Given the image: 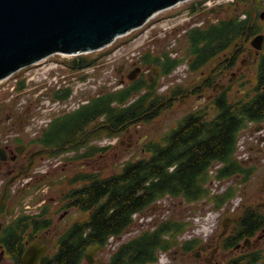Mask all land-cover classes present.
I'll return each mask as SVG.
<instances>
[{
	"label": "flooded vegetation",
	"instance_id": "af4514ba",
	"mask_svg": "<svg viewBox=\"0 0 264 264\" xmlns=\"http://www.w3.org/2000/svg\"><path fill=\"white\" fill-rule=\"evenodd\" d=\"M185 2H189L184 8L188 20L175 26L173 36L182 26L191 25L183 35L179 33L178 39L181 52L188 57L190 77L195 78L187 81L188 76L163 91L153 87L164 75L163 67L154 62L158 56L152 58L146 50L144 56L148 60L135 64L141 69H129L128 72L132 76L139 72L138 77L127 79V83L128 80L146 81L138 95L139 100H146L141 114L129 118L128 110H124L120 113L121 118L114 120V107L124 109L128 104L114 106V93L105 86H100V94L93 96L90 86L95 72L89 74L87 68L73 71L81 72L80 76L68 78L89 83L82 93L87 94L85 98L79 96V107L55 114L46 127L35 129L41 115L34 106L47 99L58 102L74 99L77 94L74 95L71 89L74 82H68L65 87L60 85L62 89L52 92L51 97L43 95L40 100H30L24 115L10 112L7 120L13 122L6 123L8 129L13 130L12 138L0 137V264H62L61 258L67 249L65 236L77 237L81 226L91 222L97 211L96 203H87L85 193L89 185L97 177L103 179L120 174L128 164L144 159L127 160L119 172L112 171L106 176L102 170L109 165L116 145L113 140L112 146L111 138L123 134L128 138L122 143L128 145V150L135 149L133 134H139L141 126L134 127L129 122H139L136 125L151 122L158 119L164 109L171 111L177 103L190 105L192 100L197 103L194 109L203 108L205 118L223 116L231 110L244 118L245 125L240 132L249 125L254 127L249 138L250 150L245 157L236 155L238 161L227 170L230 173L217 179L219 185H227L215 193L229 191L232 194L235 191L223 205L222 212L215 213L201 233L172 230L166 238L175 236L173 245L168 249H156L157 259L147 264L158 261L162 264L160 256L163 254L170 264H264V113L257 112L264 101V0L182 1ZM160 58L163 64L172 61L166 60L164 53ZM150 65L152 69L146 75L144 68ZM94 66L90 65V68ZM159 106L162 111H152ZM178 127L179 124L172 130ZM1 132L2 126L0 135ZM247 136L248 133L244 137ZM98 140L102 146L96 144ZM146 145L148 141L141 147L144 153H148ZM67 153L72 155L66 156ZM48 158L59 159L62 166L54 167L56 162L50 160L48 163ZM97 162L103 163L99 170H96ZM223 164L222 161L212 164L211 173L216 174ZM75 165L80 170L73 172ZM24 195L28 204L22 199ZM203 202L215 209L207 199ZM31 207L36 210H30ZM147 209L133 213L132 223L126 231L138 221L144 223L147 218L152 227L116 245L114 243L120 240L121 234L111 235L105 243L96 241L85 248L74 247L76 254L67 264H112L122 246L145 233L161 229L168 222H178L172 217L161 220L152 215L146 217ZM86 212L89 215L83 221ZM89 231L90 227L85 235ZM148 251L153 252L151 246ZM124 258L128 259V256Z\"/></svg>",
	"mask_w": 264,
	"mask_h": 264
},
{
	"label": "rangeland",
	"instance_id": "374dc122",
	"mask_svg": "<svg viewBox=\"0 0 264 264\" xmlns=\"http://www.w3.org/2000/svg\"><path fill=\"white\" fill-rule=\"evenodd\" d=\"M190 2V1H189ZM185 2L182 4H178L175 7L170 9L161 11L157 13V15L152 18L146 25L142 26L137 30H134L132 33H129L125 36L119 37L114 43L111 45L92 52H86L79 54V56H88L89 58H99L98 62L95 64L94 68H89V74H93L95 72V76H92L90 86L92 95L98 96L100 94V86L102 88L107 87L111 89L113 93L121 91L125 88L128 83L134 80L131 79L128 75L129 69H134V62H139L140 58L142 59L144 54L152 55L153 57L161 56L167 53L169 57L166 58L170 60H174V58H180L181 61L175 65L171 73H165L162 77L157 80V86L153 85V87L160 88L162 91L166 90L168 85H173L174 82H181L185 80L188 76L189 80H194V77H190L191 74L188 69V57L180 50L179 45V33L182 35L185 33L184 31L191 27V25H184L181 27L179 31H177L176 36H173V29L178 24L185 22L188 20V14L184 10L185 4L189 3ZM181 14V15H175ZM182 35L180 37L182 38ZM178 39V40H177ZM151 51H155L154 53ZM102 56L100 57V55ZM77 57V55H64V54H54L52 56L47 57L46 59L24 67L20 69L18 72L13 74L12 76L0 81V126H2V135L5 139L12 138L10 133H13V130H9L8 123L13 122L7 120L11 111H14L13 115H24L26 112V107L29 105L30 100H40L43 95H48L51 97L52 92H56L59 89H62L60 85L63 87L66 86L68 82H74L71 89L75 95L74 99H68L66 101L58 102V101H49L43 100L40 105L34 106L36 111L39 112L40 122L38 126H35V129H38L39 126L46 127L49 123L48 120L52 118L55 114L62 112L63 110H72L77 109L79 104L81 103V99L79 96L85 98V95L82 94L86 88L89 86V83L82 82V80H78L75 78L74 80H68L73 76H80L81 72H73L71 68L73 67V59ZM151 60V59H150ZM156 61V60H155ZM158 64V63H157ZM160 63L159 65H162ZM138 65V64H137ZM124 68L122 72L119 71L120 68ZM152 67V65H150ZM149 67L151 71L152 68ZM147 68V67H146ZM81 70H75L79 71ZM149 71V73H150ZM146 73V72H145ZM125 74V75H124ZM148 74V73H146ZM138 75L136 76V78ZM135 78V79H136ZM127 79L128 83H127ZM75 80L77 82H75ZM23 82V87L22 83ZM21 84V85H19ZM25 86V87H24ZM47 87H50L47 88ZM54 87V88H53ZM167 87V88H166ZM49 89V90H47ZM54 89V90H53ZM44 90V91H43ZM141 91V90H140ZM131 95L126 101H115L113 100L114 106L123 107L124 105H129L132 101H135L139 98V93ZM148 106L152 107L150 101H147ZM197 103L192 100L190 105H182L177 103L171 111H167L164 109L162 111V106L157 108H153L152 111L159 112L162 111L161 115L158 119L153 120L151 122H129V124H134V127L141 126V131L139 134H133L132 143L135 149L128 150V145L126 143H122L123 139H127L123 134H120L116 137V139L111 138L112 146L113 140L115 147L113 148V157L109 160V165L102 170L106 176L111 175L112 171L119 172L122 165L127 160H135L141 157L149 158L150 153H144L141 151V147L146 141L150 139H158L163 141L162 136L166 133H169L175 125L180 124L184 121V119L194 113V112H202L204 111L200 109H194ZM131 106V105H130ZM201 107V106H199ZM128 108V107H126ZM201 110V111H200ZM212 117V115H210ZM210 119L209 117H207ZM135 120V119H134ZM253 126L249 125L243 132H240L238 143H237V151L236 155L238 156H247L250 150V137L252 135ZM254 128V127H253ZM17 131V130H16ZM132 132H134L132 128ZM248 133V138L244 137ZM114 133L113 135H115ZM117 140V141H116ZM98 145L102 146L103 143L101 140H98ZM147 146V145H146ZM115 152H119L118 156L115 155ZM72 153H67L66 156H71ZM59 159H62L59 158ZM56 158H48V163L50 160H54L56 164L54 167L62 166V163L58 162ZM113 160V161H112ZM103 163L97 162L96 170H99ZM46 168V167H44ZM76 169V165L73 168ZM107 171V172H105ZM218 178H213L212 183L210 181L209 188L211 189V194L223 193L226 191L216 192L222 190V187L226 186L227 183L219 185L217 180ZM165 199L160 202L157 201L149 205L147 209L146 217L153 216L154 219L161 220L164 217H172L176 221L180 222V220H185L189 222L188 227L185 230L186 234H198L201 233V230L205 228L207 222H210L211 218L215 213L222 212V208L214 209L213 213L211 209H213L209 204H205L203 202L204 199L199 201L187 202L183 198H173L172 196H166ZM22 199L25 200L26 204L29 202L26 199V196H22ZM214 203V201H209ZM156 204V205H155ZM30 210H36V208L31 207ZM89 213L86 212L83 215V221L88 217ZM137 214H135V218H137ZM174 221V220H173ZM150 218H147L144 223L137 222L135 226L129 227V229L124 231L120 237V240H116L114 245L117 243L127 241L134 236L138 235L141 231L150 228ZM152 230V229H150ZM179 241V238H177ZM162 264H170L168 257L166 254L160 256Z\"/></svg>",
	"mask_w": 264,
	"mask_h": 264
},
{
	"label": "trees",
	"instance_id": "16d2710c",
	"mask_svg": "<svg viewBox=\"0 0 264 264\" xmlns=\"http://www.w3.org/2000/svg\"><path fill=\"white\" fill-rule=\"evenodd\" d=\"M102 54L100 55V57ZM165 57H169L166 53ZM97 57L90 61L88 56H77L73 59L74 68H83L96 64ZM144 60H148L147 56ZM160 64V56L155 59ZM181 61L174 58L169 64H162L163 74L171 73L175 65ZM23 87V82L21 83ZM19 84V85H21ZM146 85V81H133L121 91L113 94V100L124 102L131 95L138 93ZM25 87V86H24ZM141 99V98H140ZM146 100L137 98L128 108L114 107V120L120 119V114L128 110L129 118L141 114ZM131 105V106H130ZM257 112L264 113V101ZM205 112H194L188 119L179 124L177 129L162 136L163 141L150 139L145 147L150 153L149 158L135 164H128L123 172L108 178L97 177L89 185L87 203H96L97 211L91 222L79 229L77 237L65 236L66 253L62 256V264L70 262L77 248H85L88 244L100 241L105 243L111 235L122 234L132 223L135 211L143 210L156 203L160 198L172 196L183 198L187 202L199 201L204 198L214 201L217 208L235 194L229 191L211 194L209 183L213 178L221 179L228 175L229 168L236 163L237 143L240 131L245 125L244 118L238 117L237 112L226 111L223 116L205 118ZM231 160V162H229ZM224 164L211 173L215 162ZM175 166L174 169H171ZM84 195V196H85ZM87 207H89L87 205ZM155 232H148L121 247L114 256L112 264H147L157 259L155 250L168 249L173 245V236L166 238L174 229L185 230L189 222L180 220L179 224L168 222ZM90 231L85 235V231ZM175 230V231H176ZM151 246L153 252L148 251ZM128 259H125V256Z\"/></svg>",
	"mask_w": 264,
	"mask_h": 264
},
{
	"label": "water",
	"instance_id": "95a60500",
	"mask_svg": "<svg viewBox=\"0 0 264 264\" xmlns=\"http://www.w3.org/2000/svg\"><path fill=\"white\" fill-rule=\"evenodd\" d=\"M182 1L0 0V81L55 53L100 50Z\"/></svg>",
	"mask_w": 264,
	"mask_h": 264
},
{
	"label": "bare ground",
	"instance_id": "6f19581e",
	"mask_svg": "<svg viewBox=\"0 0 264 264\" xmlns=\"http://www.w3.org/2000/svg\"><path fill=\"white\" fill-rule=\"evenodd\" d=\"M103 49V48H102ZM56 54H64V55H71V54H68V53H63V52H61V53H56ZM54 55V54H53ZM73 55H78V54H73ZM52 56V55H51ZM42 61V60H41Z\"/></svg>",
	"mask_w": 264,
	"mask_h": 264
}]
</instances>
